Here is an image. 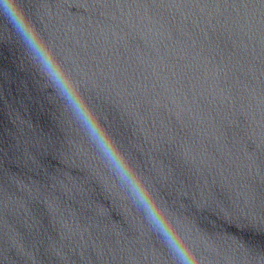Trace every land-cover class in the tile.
<instances>
[{
    "label": "water",
    "instance_id": "obj_1",
    "mask_svg": "<svg viewBox=\"0 0 264 264\" xmlns=\"http://www.w3.org/2000/svg\"><path fill=\"white\" fill-rule=\"evenodd\" d=\"M203 264H264V0H19ZM0 264H174L0 17Z\"/></svg>",
    "mask_w": 264,
    "mask_h": 264
},
{
    "label": "clouds",
    "instance_id": "obj_2",
    "mask_svg": "<svg viewBox=\"0 0 264 264\" xmlns=\"http://www.w3.org/2000/svg\"><path fill=\"white\" fill-rule=\"evenodd\" d=\"M0 17L11 26L27 60L71 112L134 207L163 242L174 264H203V257L182 222L155 198L147 182L80 94L57 52L30 22L19 0H0Z\"/></svg>",
    "mask_w": 264,
    "mask_h": 264
}]
</instances>
